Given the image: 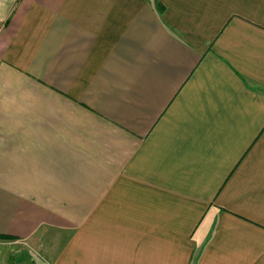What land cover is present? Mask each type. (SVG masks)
Masks as SVG:
<instances>
[{
	"label": "crops",
	"instance_id": "obj_1",
	"mask_svg": "<svg viewBox=\"0 0 264 264\" xmlns=\"http://www.w3.org/2000/svg\"><path fill=\"white\" fill-rule=\"evenodd\" d=\"M0 236L264 264V0H0Z\"/></svg>",
	"mask_w": 264,
	"mask_h": 264
},
{
	"label": "rangeland",
	"instance_id": "obj_2",
	"mask_svg": "<svg viewBox=\"0 0 264 264\" xmlns=\"http://www.w3.org/2000/svg\"><path fill=\"white\" fill-rule=\"evenodd\" d=\"M0 241H7V240H0ZM22 246H24V245H22ZM18 247H20V246H18ZM23 248L25 251L28 247L25 245ZM26 252H27V250H26ZM32 252H33L32 254L37 256V253L39 251L33 250ZM15 255H16V250L14 248H12L10 246H5L2 243H0V264H24L27 262L28 263L31 262V261H29L31 259H30V257L27 256V254H25V256L19 255L17 257H15Z\"/></svg>",
	"mask_w": 264,
	"mask_h": 264
},
{
	"label": "trees",
	"instance_id": "obj_3",
	"mask_svg": "<svg viewBox=\"0 0 264 264\" xmlns=\"http://www.w3.org/2000/svg\"><path fill=\"white\" fill-rule=\"evenodd\" d=\"M0 239H6L5 237L0 236ZM8 239V238H7Z\"/></svg>",
	"mask_w": 264,
	"mask_h": 264
}]
</instances>
